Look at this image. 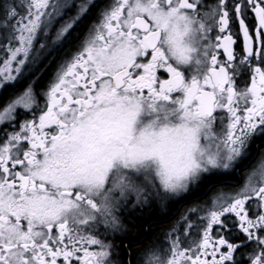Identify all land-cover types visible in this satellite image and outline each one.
<instances>
[{"label":"snow or ice","instance_id":"snow-or-ice-1","mask_svg":"<svg viewBox=\"0 0 264 264\" xmlns=\"http://www.w3.org/2000/svg\"><path fill=\"white\" fill-rule=\"evenodd\" d=\"M0 52V264H264V0H0Z\"/></svg>","mask_w":264,"mask_h":264},{"label":"flooded vegetation","instance_id":"flooded-vegetation-1","mask_svg":"<svg viewBox=\"0 0 264 264\" xmlns=\"http://www.w3.org/2000/svg\"><path fill=\"white\" fill-rule=\"evenodd\" d=\"M3 55L4 54L2 52H0V63H2Z\"/></svg>","mask_w":264,"mask_h":264},{"label":"trees","instance_id":"trees-1","mask_svg":"<svg viewBox=\"0 0 264 264\" xmlns=\"http://www.w3.org/2000/svg\"><path fill=\"white\" fill-rule=\"evenodd\" d=\"M170 215V214H169Z\"/></svg>","mask_w":264,"mask_h":264}]
</instances>
